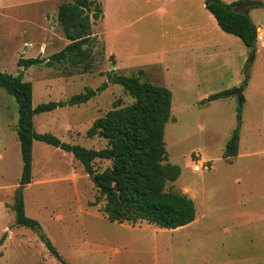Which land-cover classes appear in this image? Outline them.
I'll return each instance as SVG.
<instances>
[{"label":"rangeland","instance_id":"obj_1","mask_svg":"<svg viewBox=\"0 0 264 264\" xmlns=\"http://www.w3.org/2000/svg\"><path fill=\"white\" fill-rule=\"evenodd\" d=\"M70 1L0 0V73L22 74L33 86L34 107L108 83L85 104L34 118L37 133L100 150L107 141L87 136L94 121L117 105L135 102L111 83L110 76H134L139 71L134 68L149 69L143 81L167 87L173 94L165 142L169 162L180 167L181 175L166 190L193 197L199 221L172 235H156L148 229L157 226L146 222L108 221L101 211L104 201L92 205L99 193L82 164L71 153L39 141L33 147L32 183L23 189L26 215L40 223L68 264H264V48L260 46L253 62L244 48L247 60L237 75L240 46L245 47L238 38L228 53L234 63L226 66L225 47H211L204 54L169 44L157 20L160 0H93L102 6L103 17L93 19L94 6L87 12L91 40L83 47L85 60L20 67L22 58L49 59L70 43L59 20L60 6ZM254 9L253 20L264 24V8ZM110 26L120 28L117 40L110 39ZM109 44L117 62L124 60L123 71L112 68ZM210 54L220 58L211 60L206 57ZM88 64L91 70L84 73ZM247 72L248 87L233 88L237 77L244 83ZM243 86L241 105L233 92ZM226 90H231L230 97L208 102L211 95ZM238 110L242 115L238 156L227 161L223 154L238 126ZM18 118L16 99L0 88V239L5 235L0 264H61L35 231L15 222L13 202L23 169ZM196 157L206 159L210 169L194 172ZM111 164L97 159L94 168L102 172Z\"/></svg>","mask_w":264,"mask_h":264},{"label":"trees","instance_id":"obj_2","mask_svg":"<svg viewBox=\"0 0 264 264\" xmlns=\"http://www.w3.org/2000/svg\"><path fill=\"white\" fill-rule=\"evenodd\" d=\"M240 2L228 4L223 0H206L205 6L220 28L240 38L252 55L257 50L258 30L249 14L235 10ZM92 6L96 7L93 19L97 21L103 17V10L93 0H71L62 4L59 20L70 43L49 59L22 58L19 66L29 68L45 61L46 66H53L55 62L72 61L77 64L76 59L85 60L88 55L83 47L91 40V21L87 12L91 11ZM89 70L91 64L86 65L83 72ZM144 74V70H139L134 76H110L111 83L121 86L135 102L128 106L117 105L94 121L87 136L92 139L102 138L107 141V146L93 150L64 143L48 133H37L34 129V117L59 108L85 104L107 89L108 83L102 84L96 90L87 89L85 93L65 101L43 103L34 107L32 84L25 82L22 74L13 76L0 73V88H4L16 99L19 114L18 138L23 169L13 202L15 222L20 227L35 231L50 254L61 264L68 263L42 233L40 223L26 215L23 189L32 183L33 147L36 141L71 153L82 164L99 193L92 205L103 200L101 211L112 223L135 225L146 222L160 229H177L196 219V206L188 195L166 190L167 185L176 182L181 175L180 167L169 162L165 142L166 125L172 118L173 94L167 87L143 81ZM248 79L247 72L244 85ZM230 96L231 90H226L211 95L207 100L212 102ZM237 122L238 126L223 154L227 161L238 156L242 125L240 110L237 112ZM97 159L109 160L112 164L102 172H97L94 168ZM4 241L5 235L0 239V245Z\"/></svg>","mask_w":264,"mask_h":264},{"label":"crops","instance_id":"obj_3","mask_svg":"<svg viewBox=\"0 0 264 264\" xmlns=\"http://www.w3.org/2000/svg\"><path fill=\"white\" fill-rule=\"evenodd\" d=\"M205 1L206 0H160V2L163 3L157 9V16H158L157 20H159L158 21L159 26H161L163 30V37L169 40L168 41L169 44L173 43V46L177 47L178 50H184L185 48L192 47L193 51H200L201 53L207 54V51L209 50L208 48L225 47L224 49H227L226 51L228 52L224 53L223 64L226 66L232 65L234 63L233 57H231L228 53L231 52L232 45L233 43H236L235 40L238 37L232 34H228L220 28L213 14L206 9ZM223 1L225 3L231 4L242 0H223ZM248 14L252 19V21L254 22V24L257 26V30H258V44L256 50V56H257L260 46L264 48V24L262 22L261 23L255 22L253 20L252 16L257 14L254 7L248 9ZM106 16L104 18V22L108 18V17L106 18ZM109 19L111 20V18ZM112 21H115V19H112ZM119 29L120 28L118 27L110 26V30H109L110 39L117 40L115 33H117ZM105 32L106 31H104V34ZM104 36L106 37V34ZM238 39L241 41L240 38ZM243 46L245 45L243 44ZM112 48H110V44H109V49L111 54H108V56H111L112 59L114 60L116 72L123 71L125 67L123 64L124 60L119 58L118 59L119 63H118L116 59L118 58V55L114 54V49ZM244 48L247 47L240 46V51L242 53V56L240 57L242 61L237 66V75H241V72L243 71V65L247 60L246 59L247 53L244 51ZM125 51L126 53H128L130 51V48L128 47V49H126ZM130 56L131 53H128L127 59H130ZM206 57H208L211 60L212 59L217 60L220 58L216 54H212V55L210 54L209 56ZM221 60H220V64H221ZM134 69L143 70V68H134ZM145 70L146 69H144V71ZM148 70L149 69H147L144 74L146 75V77L149 76ZM250 82L251 81H248V84ZM155 85H157V83ZM242 85H243V81H241L240 78L237 77L236 83H234L232 87L235 88ZM246 87H248V85ZM244 91H245V87H244ZM188 192L192 194L190 189L188 190ZM191 199H193V197ZM198 221L199 219L196 218L195 221H193L192 223L177 229H163V228L160 229L159 227L153 230L148 228L146 229L154 232L156 235H158L159 233L172 235L177 233L178 231L188 230V228H191L192 226L196 225Z\"/></svg>","mask_w":264,"mask_h":264},{"label":"water","instance_id":"obj_4","mask_svg":"<svg viewBox=\"0 0 264 264\" xmlns=\"http://www.w3.org/2000/svg\"><path fill=\"white\" fill-rule=\"evenodd\" d=\"M256 6H259V7H264V2L262 1H256V0H245V1H242L240 2L237 7H236V11L239 12V13H242V14H248V9L251 8V7H256ZM255 55H256V50L253 51V54L251 56V62H253L254 58H255ZM113 69L115 68L114 66L112 67ZM233 95H236L240 104L242 105L243 102H244V87H240L238 88L237 90H235L233 92Z\"/></svg>","mask_w":264,"mask_h":264},{"label":"built area","instance_id":"obj_5","mask_svg":"<svg viewBox=\"0 0 264 264\" xmlns=\"http://www.w3.org/2000/svg\"><path fill=\"white\" fill-rule=\"evenodd\" d=\"M210 169L208 161L204 160L202 157H196V160L193 161V171L196 173L207 171Z\"/></svg>","mask_w":264,"mask_h":264}]
</instances>
